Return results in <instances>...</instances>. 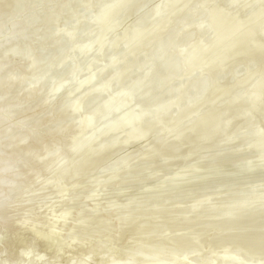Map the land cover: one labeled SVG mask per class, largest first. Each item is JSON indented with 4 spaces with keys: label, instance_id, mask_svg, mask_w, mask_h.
<instances>
[{
    "label": "bare ground",
    "instance_id": "1",
    "mask_svg": "<svg viewBox=\"0 0 264 264\" xmlns=\"http://www.w3.org/2000/svg\"><path fill=\"white\" fill-rule=\"evenodd\" d=\"M28 1L0 0V243L7 242V246L9 243L10 246H14V243L18 241L17 239L19 241L26 239V237H22L23 239L20 240L17 236L15 238V235L27 230L39 238L44 248L49 247L50 250L52 247L51 238L59 236V243L54 251L63 250L65 244L60 230L51 229L45 234L43 230L37 232L31 221L33 219V221H37L35 217L44 216L52 212L51 210L53 212L58 211L59 205L56 207V209L59 208L58 210L53 209L56 203L52 206L47 205L48 198L57 192L56 194L61 193L63 202L68 201L65 198L69 194L66 185L76 186V179L83 175L80 176V170L83 171L86 165L99 162L100 168V161H103L102 158L106 154L109 164L105 166V172L115 173L118 165H130L126 169L131 171L132 176L131 174L126 175L131 176L130 178L134 181L130 185L134 184L136 187L131 189L135 190H131L129 185V187L124 185V188H121L124 177L127 178L125 175L122 183L119 181L122 177L120 179L117 177L119 180H116L115 184L107 183L106 190H100L99 187L102 186L99 184L93 189L88 186L91 190L85 194L81 200L82 203L76 204L75 202L79 200L74 201V197H72V201L70 200L72 203L68 202V205H64L63 209L61 207L60 211L56 212L58 217L60 216L63 220L68 219L70 211L73 209L72 212H75L76 206L78 205L79 208L81 205L79 209L77 208L78 212L76 211L79 220L77 225L82 222L81 227L84 229H74L80 231L79 235L81 232H83L82 235H85V231L88 229L87 225L98 219L95 217V220L92 217L103 213L109 207L110 202L117 200L121 207L117 208L118 210L114 215L110 214L113 215L111 220L115 219L118 222L121 219L126 220L127 222H123L124 228L130 227L131 224L134 226L133 223L138 226V223L134 222L137 221V217H135L137 213V216L142 214L139 218L147 217L149 219L146 213H148L147 215L152 214V217L157 215L158 218V213L163 212L165 215V211H168L166 208H170L172 205L176 206L175 210L180 208L172 217L170 215L171 220L169 221L171 223L169 224L173 230L174 223L184 226L181 229L176 227L178 233L175 234V231L174 235L169 237V243L172 242L175 246H173L174 248L169 247L168 252L166 251L167 255L162 254L163 257L156 258L157 250L153 241L151 246H146L141 252L135 249L140 253L134 252L126 260L116 258L117 260H109L106 264H183L184 262H186L184 264H195L199 257L209 252L203 254L204 251L198 252L197 249L205 248L203 245L210 242L208 239L205 242L207 236L199 234L198 231L204 229V232L208 233L210 228L212 233L221 227L218 226L220 221L219 223L216 222L219 218L214 219L216 213L218 216L221 214L220 220L225 226L222 225L227 227L225 229L222 226V232L218 230L221 233L215 234L216 239H218L216 244L220 246L218 250L222 249L221 251H223L224 247L222 248V246H225L223 244H229L228 241L231 243L235 240L233 242H237L236 244H230L232 249H236L239 244L238 247L245 248V252L256 253L255 256H258L256 260L263 262L264 255L262 254L264 251L261 249L264 247L261 248L259 242L264 240V231L258 230H263L264 227H260L261 223L263 226L264 220L261 222L262 219H256L261 222L257 223L253 219L254 214L264 215V208L261 207L262 202L257 201L258 203L255 205L251 204L252 206L249 205L250 207L246 208L244 205L246 202L241 198L254 199V196L264 194V166L260 165L263 164L264 159V0H34L27 7ZM183 2L186 4L185 11L189 10L186 13L182 10V15L178 9L182 7ZM218 2H222V4L216 7ZM78 16L80 22H75V18ZM164 17H166L164 22L157 25ZM107 19L109 20L107 27L98 29L99 24L104 26L106 23L102 25V22ZM216 23L220 24L217 30L214 27ZM57 26L62 28V33L65 31L62 35L58 34L59 37L56 33L61 28H57L59 31L56 32ZM195 26L196 29H193ZM232 26L233 29H231ZM140 33H143L145 38L139 37L140 41L137 42L138 39H134V37ZM146 42H151L147 48L146 44L148 43ZM74 43H76L77 46L74 45L76 47L73 46ZM191 53L193 54L189 56ZM194 55H199L198 61L205 58L204 62L199 72L187 75L182 71L181 65L185 61L190 62ZM136 66H138V70L134 69ZM74 67L76 69L73 71ZM122 72L125 77L122 76ZM232 73L233 75H231ZM234 79H237V82ZM245 110L247 113H244ZM43 118L45 119L43 120ZM255 121L258 122L260 128L255 129L258 132L256 131L257 133L254 134ZM110 130L114 133L112 131L113 134L109 133ZM173 134H175L174 137H172ZM129 135L130 142L127 152H123L124 154L119 155V157L116 156L118 146ZM229 135H234L236 139L233 141L230 139L231 142L228 143L226 140L230 137ZM140 137L145 139L142 142L143 148V145H138L142 141H139ZM82 138L88 140L91 138V145L83 149L85 145H81V142L80 145L77 144V141L83 143L87 140H81ZM256 141H258V145L255 144ZM192 142L202 144L201 147L204 143L207 149L205 147L201 149L202 151L209 150L208 145L215 147L209 151L210 154L216 147L220 149V146L224 152L222 159L218 161V167L210 168L211 170L209 168L208 170L204 169L199 172V175L194 174L195 177L202 178L203 182L185 184L182 182L191 176L178 179L174 177L170 187L169 185L168 187H164V185L159 187L156 177L152 176L153 182L149 180L146 186L144 185L143 178L146 176H143V172L145 170L152 168V172H156L155 169L160 168L161 165H170L172 162L178 164L187 156H196L195 159L197 160V156L200 158L204 155V152L199 151L200 148L194 149ZM222 142L227 144H221ZM74 143L78 146L76 148H74L75 146L70 147ZM86 143L87 146L89 143L87 141ZM217 143L221 145L214 146ZM124 145L121 147H126ZM79 146H82V149ZM136 146L142 149L139 151L137 148L136 151L138 152H135ZM175 147L178 149V151L175 150L176 153L171 151ZM192 147L193 149H191ZM66 148L67 150L72 148V150L70 152L69 150L65 151ZM166 149L168 153L163 152ZM63 150L69 153L57 158L55 154L58 153L59 156ZM156 151H162L167 156L161 152L162 157L158 153L160 157L155 158V155L152 156L149 153H156ZM193 151L200 153L195 155ZM192 153L193 155H191ZM83 156L84 158L87 156L88 160L85 158L86 161L81 162L84 159ZM53 157L55 158L54 163L52 162ZM244 157L254 158H250L253 163L249 159L250 161H244L243 164L235 165L236 167L229 166L230 164L234 165L238 160H243ZM80 158L81 160H79ZM202 160L204 161V159ZM103 162L105 163V161ZM96 164L95 167H97ZM68 166L70 167L69 170L66 169ZM103 166H101L102 172ZM185 166L188 167L189 163L181 167L185 168ZM91 167L93 168V166H87L85 170L90 169L91 171ZM192 169L190 168V173L194 171ZM94 170L92 171L95 172ZM99 172L96 171V173L91 174L97 177ZM40 173L45 174L44 179H47V182L45 181L47 185L44 190L47 189L49 192L47 191L48 193L45 192L47 193L45 194L44 190L41 192L39 189L35 192L24 193V187L29 185L31 179ZM186 173L188 174V171ZM229 174H232V179L226 180L225 176ZM52 176L56 177L55 181L58 182H55L56 186L49 184L51 180L48 178ZM194 176L192 177L194 178ZM85 177H83L84 181ZM105 177L107 179V175ZM100 178L102 179V177ZM213 178H217V180H212ZM51 179L54 183V178ZM145 179L147 180V178ZM164 179L161 177L160 183ZM81 181L83 182V180ZM117 181L121 183V186L118 185L119 183L116 185ZM195 181L198 182V178ZM86 183L80 185L78 183L77 185H79L78 187L82 185L80 189L85 187L88 189V183ZM155 184L157 185L155 186ZM84 185L86 186L84 187ZM142 185L149 189L146 190ZM43 186L45 185L43 184ZM111 187L117 188L110 189ZM140 187L145 190L134 192L136 189L141 190ZM111 190L115 192H111ZM98 192L101 196H98ZM55 193L54 195H56ZM126 198L128 201L132 198L131 203L122 202ZM197 200L199 201L197 202ZM254 200L256 201V198ZM193 202L201 206L196 205L195 209ZM249 203L250 201L247 202V204ZM90 204L91 207L88 206ZM112 204H116V202ZM118 205L117 207H119ZM191 205H194V208L190 207ZM86 207L90 209L87 210L88 212ZM135 207L141 208L136 209ZM191 208L194 209V212ZM135 209L142 212L148 211L145 214L136 213L134 212ZM151 209L153 210L149 211ZM186 209L193 213L185 214L187 213L185 212ZM49 210L50 212H48ZM208 214L212 215L209 216ZM222 214H225L226 217H223ZM217 215L215 218L218 217ZM85 216L87 219L92 218L93 222L89 219L91 222L88 221L87 224L83 219V217L86 218ZM132 216L133 218H131ZM154 218L151 220L153 221ZM107 220L108 223H112L110 219ZM149 220L146 219L142 222L148 223L151 227L153 225L151 223L154 221L150 220V223ZM251 220L254 222H248ZM128 221L130 225L126 224H129ZM132 221L133 223H131ZM189 221L190 223H188ZM163 222H158L160 223H157L158 226L162 225ZM181 222L184 225L180 224ZM237 222L239 223L237 224ZM146 223L141 224V227L146 226ZM157 224L152 226L154 227L152 228L153 231L158 228ZM166 224L164 222L160 227L164 226V229L173 231L171 226ZM243 225L259 227V229L254 231L255 227H252L253 231L248 234L247 232L250 230ZM160 227L157 231L163 234L161 232L163 228ZM194 227L197 228V232ZM207 228L208 230H206ZM191 229L193 232H187ZM140 230L135 231L138 233ZM153 231L150 234H153L152 236L157 233L156 230ZM194 232L200 237L206 236L203 240L204 244L201 243V248H198L199 240H201L198 237L197 248L191 246L193 247L191 250L188 251V247L185 250L187 241V246H190L197 239ZM14 233L16 234L14 235ZM160 233L156 234L157 237L160 236ZM113 234L111 233V235ZM190 234L192 237L188 236ZM109 235L106 236L107 238L104 237L112 239L107 241V245L104 244L108 247L113 244V237L108 238ZM118 235L120 236V233ZM135 235L134 239H131L133 236L129 239L131 243L133 240H137ZM169 235L172 234L169 233ZM211 235H208V238L213 242L215 238L212 239ZM228 235L230 238L235 237V239L233 237L231 240L227 239ZM122 236L121 240L124 237ZM164 239L166 238L164 237ZM189 239L192 241L191 244ZM216 239L215 242H217ZM219 240L220 242L222 240L228 241H226L227 243L223 242L221 246L222 242L219 243ZM19 241L17 244L15 243L16 246L19 245ZM203 241L201 240V242ZM177 242L178 244L181 243V249ZM212 242L210 243L212 244ZM77 245L80 246L79 243L75 244L76 247ZM177 248L180 249V254H176ZM15 249L11 251L12 256L10 254V257L15 254L14 259L11 258L8 261H6L7 258H4L5 256H2L0 250V264L56 263L50 258L47 260V257L35 255L29 249L20 252ZM181 250H183L182 254ZM224 250L226 251V248ZM212 251L214 253H211L212 255L216 254L215 251L217 252V250ZM221 251L219 250L218 253ZM222 253L225 252H221L220 258H222ZM173 254L177 256L175 258L179 259L171 258V256L174 257ZM230 255L231 257L234 256V254ZM230 255H226L227 259L215 257L218 258V261L220 260V264H234L233 260L229 261ZM251 257L254 256L251 255ZM211 258H209L210 261L206 260L208 258H204L206 262L201 260L202 264H213L217 261L216 259V261L212 260L214 257ZM176 260L177 262H175ZM253 260L255 261V258ZM242 261H238L237 264ZM244 261L243 263H245ZM66 264H89V262L87 258L77 262L70 259ZM246 264L248 263L246 262Z\"/></svg>",
    "mask_w": 264,
    "mask_h": 264
},
{
    "label": "rangeland",
    "instance_id": "2",
    "mask_svg": "<svg viewBox=\"0 0 264 264\" xmlns=\"http://www.w3.org/2000/svg\"><path fill=\"white\" fill-rule=\"evenodd\" d=\"M32 2H34V0H29L28 1V3H27V7L29 6V5H31V3ZM183 5H182V7L183 6H185V7H183V9H182V7H180L179 9H178V12L179 13H181L182 15H183V13H182V10H183V12L185 11V8H186V4H185V2H183L182 3ZM221 4H222V2H218L217 4H216V7H219V6H221ZM175 9V8H174ZM180 10V11H179ZM189 10V9H188ZM188 10L187 11H185L184 13H186V12H188ZM233 13V12H232ZM231 13V14H232ZM181 14H179V15H181ZM75 17H77V16H75ZM166 17H164V18H162L159 22H158V24L157 25H160L161 23H163L164 22V19H165ZM77 19H79V20H77ZM77 20V21H76ZM108 20V19H107ZM107 20H105V21H103L102 22V25L103 24H105L104 26H101V24H99V27H98V29L99 28H105V27H107V23H109V20L107 21ZM75 22H80V17L78 16V18H75ZM219 26H220V24L219 23H216L215 24V28H216V30L219 28ZM233 26H234V24H233ZM233 26H232V28L231 29H233ZM235 26H236V24H235ZM57 28H61V27H56V32H58L57 31ZM193 29H196V26L193 28ZM60 32V33H59ZM58 33H56L57 34V36L59 37L60 35H62V34H64L65 33V31H63V33H62V28L60 29V31H59ZM211 32H212V30H211ZM58 34H60V35H58ZM139 37L140 38H145V36H144V34L143 33H140V34H136V36L134 37V39H138L137 40V42H139L140 40H139ZM146 43H148V42H146ZM151 42H149L148 44H146V48L148 47L147 45H149ZM74 45H76V43H74L73 44V46ZM151 45V44H150ZM77 46V45H76ZM76 46H74V47H76ZM74 47H72V48H74ZM144 48V47H143ZM142 48V49H143ZM145 48V49H146ZM73 50H75V49H73ZM144 50V49H143ZM139 51V50H138ZM194 53V52H193ZM193 53H191L189 56H191ZM199 55H194L193 56V59L190 61V62H184L183 63V65H181V68H182V71L183 72H185V74H187V75H190V74H192V73H197V72H199L200 71V67H201V65L203 64V62H204V56H203V58L204 59H200L199 61L197 60V57H198ZM201 56V57H202ZM188 57V56H187ZM200 57V58H201ZM198 61V62H197ZM1 62V61H0ZM197 62V63H196ZM138 66H136V67H134V69L135 70H138L139 68H137ZM76 68L74 67V69H73V71L75 70ZM72 71V72H73ZM123 73V72H122ZM231 75H233V73L231 74ZM122 76H124L125 77V75H124V73L122 74ZM234 77H235V75H234ZM120 78H121V76H120ZM123 78V77H122ZM236 78V77H235ZM249 77H247V79H248ZM211 79V78H210ZM238 79V78H237ZM237 79H234V81L236 80V82H237ZM250 79V78H249ZM234 82H232V84H233ZM176 84V83H175ZM235 84V83H234ZM182 85V83L180 84V86ZM228 85V84H227ZM16 86V85H15ZM14 86V87H15ZM35 86V85H34ZM36 87V86H35ZM33 88V87H32ZM31 88V89H32ZM206 103V102H205ZM206 105H208L207 103H206ZM119 106V105H118ZM75 112H78V111H75ZM244 113H247V110H245L244 111ZM74 114H76V115H78L77 113H74ZM99 115V114H98ZM97 115V116H98ZM99 117V116H98ZM76 118V117H75ZM45 118H43V120H44ZM259 119H261L260 118V116H259ZM258 122L257 121H255L254 122V125L256 124V126L254 127L253 126V128H254V130L255 129H258V128H260V126H259V124H257ZM258 126V127H257ZM257 127V128H256ZM114 128H116V127H114ZM113 128V129H114ZM112 129V130H113ZM168 129H171V128H168ZM112 130H110L109 131V133H112L113 131ZM254 130H251V131H254ZM112 131V132H111ZM257 130H255L254 131V134L255 133H257L256 132ZM115 132V131H114ZM113 132V133H114ZM108 133V134H109ZM112 133V134H113ZM170 133V132H169ZM251 133V132H250ZM167 134V133H166ZM260 134V133H259ZM111 135V134H110ZM172 135V134H171ZM235 135V134H234ZM234 135H232L233 136V138H232V136L231 135H229L230 137H228V140H226L228 143L229 142H231V141H233V140H235L236 139V137L234 136ZM175 136V134H173V136L172 137H174ZM162 137H164V136H162ZM84 138V137H83ZM81 139V140H85V139H87V138H85V139ZM130 139V135H129V137H125L124 139L125 140H123L122 141V143H123V145L124 144H126V145H124V146H126V147H121V146H123V145H121L120 144V146H118V151L116 150V156H118L119 157V155H122V154H124L123 152H127V149H128V144H129V139ZM142 137H140V140L139 141H141V143L142 142H144L145 141V139L143 140V139H141ZM144 138V137H143ZM146 138V137H145ZM166 138V137H165ZM193 139V138H192ZM191 139V140H192ZM230 139H231V141H230ZM163 140H165V139H163ZM86 141L89 143L87 146H86ZM86 141H84L83 143H82V141H77L78 143V145H80L79 143L81 142V145H85L84 147H83V149H85L86 147H88L89 145H91L90 143L92 142L91 141V138H89V140L87 139ZM91 141V142H90ZM125 141H127V143H125ZM225 141V140H224ZM51 143V142H50ZM141 143H138V145L140 146V145H143V143L141 144ZM193 143V147H195L194 149H199V151L201 152V153H203L204 152V155H202V154H200V155H202V156H200V158L197 156V160L195 159V157L196 156H187V158H184L180 163H174V162H172V164H165L166 165V167H165V165H161V167L159 168H157V169H155V171L157 172H152V168H149V169H147V170H145V171H149V170H151V171H149L148 173L147 172H143V176H146L145 178H147V180L145 179V178H143V180H144V182L143 183H145L144 185L146 186V183H147V181H149L150 180V182H153V177H156L155 179H157L156 181L158 182V186L159 187H161L162 185H164V187H168V185H169V187H170V185L172 184V182H171V180L172 179H174V177H177V179L178 178H180V177H182V178H184L185 176L186 177H190L191 176V178H189L188 180H186V181H184V182H182V183H188V184H191V183H199V182H203V180H202V178H199V177H195L194 176V174L195 175H199V172H202V170H204V169H206V170H208V168H209V170H211L212 168L213 169H215V167H218V161L220 160V159H222V157H223V154H224V152H223V150H221V147L222 146H220V149H219V147H216V149H214L213 150V152L211 151V154H210V150L211 149H213V148H215V147H210L209 145H208V149L209 150H204V151H202L201 149H204L205 147H206V145L203 143V146L201 147V145L202 144H200L199 142V144H197V142H196V144H194V142H192ZM209 143V142H208ZM257 143V145H258V141H256L255 142V144ZM190 144V143H189ZM221 145V144H227L226 142H222L221 144L220 143H217V144H215L214 146H216V145ZM254 144V145H255ZM78 145H75V143H74V145H71L70 147H72L73 148V146H75L74 148H76V146H78ZM253 145V146H254ZM135 147V152H138V151H136V149L138 148L139 149V151L144 147V145L142 146V148L141 147ZM187 146H189V145H187ZM191 146H192V144H191ZM198 146V147H197ZM79 147H81V149H82V146H79ZM120 147V148H119ZM190 147V146H189ZM193 147L191 148V149H193ZM258 147V146H257ZM72 148H70V150H72ZM78 148V147H77ZM178 148H180V147H178ZM137 149V150H138ZM177 148L175 147V149H173V150H171V151H173L174 153H176L175 152V150H176ZM206 149H207V147H206ZM67 150V148L65 149V151ZM68 150H69V148H68ZM67 150V151H68ZM70 150H69V152H70ZM125 150V151H124ZM218 151V152H216V151ZM64 150L62 151V153H60L59 154V156H58V153H56L55 154V156L57 157V158H61L60 157V155H64V154H66V153H69V152H65ZM164 151H166V153H168V150L166 149V150H163V152ZM170 151V152H171ZM176 151H178V149L176 150ZM199 151H193V153L195 152V155H197V153H200ZM215 151V152H214ZM222 153H221V152ZM61 152V151H60ZM65 152V153H64ZM119 152H121L120 154H119ZM162 152V151H161ZM161 152H158V151H156V153L155 152H153V153H151V152H149L150 153V155H155V158L157 157H160L161 155H163L164 154V156L166 155L167 156V154H165V153H161ZM220 152V153H219ZM148 153V154H149ZM158 153H159V155H158ZM161 153V154H160ZM172 153V152H171ZM189 153H191V152H189ZM193 153L191 154V155H193ZM205 153H206V155H205ZM208 153V154H207ZM216 153V154H215ZM217 153H219V154H217ZM214 154V155H213ZM158 155V156H157ZM189 155V154H188ZM221 155V156H220ZM54 156V157H55ZM210 156H212V157H210ZM53 157V159H52V162H53V160L55 159ZM162 157V156H161ZM82 158H84V156L82 157ZM86 159H87V156L85 157ZM84 158V159H85ZM105 158V159H104ZM191 158V159H190ZM193 158V159H192ZM209 158V159H208ZM248 158V159H247ZM247 158H242L243 160H238V161H240V163H237L238 161H236L235 163L234 162H232V163H234V165H229V166H232V167H236L237 166V164H243L244 163V161H246L247 162V160L248 161H250V160H252V159H254V158H252V157H247ZM250 158H252V159H250ZM84 159H82V161L81 162H85L86 161V159L84 160ZM103 161H105V163L103 162V161H100V165L101 166H103V172H102V167L100 166V168H99V162H93L94 164H88V165H86L84 168H83V171L82 170H80L81 171V173H80V176H81V174H83L82 176H81V178H77L76 179V182L78 181V183H79V185L80 184H82V183H88V185H87V187L89 186L91 189H93V188H95V187H97V185L99 184V186H102V187H99L100 188V190H106V187L108 186V184L107 183H109L110 182V184H112V183H114L115 184V181L116 180H119L120 179V177H122L119 181L122 183V179H124V181H123V183H122V186H121V183H119V181H117V183H116V185L118 184L119 186H121V188H124L123 186L125 185V186H131L130 185V183H133L134 181L132 180V178H130L131 176H132V174H131V171H128L126 168H128V166H130V165H127V164H123L124 165V167H123V165L121 164V165H118V167H117V170L115 171V173H111V172H109V173H111V174H109L107 171L105 172V166H107L109 163H108V161L109 160H107L106 159V154L103 156ZM101 159V160H102ZM201 161H200V160ZM202 159H204V161L202 160ZM213 159V160H212ZM250 159V160H249ZM263 159V158H262ZM57 161H58V159H56ZM55 160V162H57ZM79 160H81V158L79 159ZM88 160V159H87ZM107 160V161H106ZM185 160V161H184ZM190 160V161H189ZM96 161H98V160H96ZM193 161V162H192ZM243 161V162H242ZM106 162H107V164H106ZM203 162V163H202ZM210 162H212V163H210ZM213 162H214V164H213ZM54 163V162H53ZM96 163H98V164H96ZM103 163V164H102ZM186 163H187V165H188V163H189V166L188 167H186L185 166V168H182L181 166H184V164L186 165ZM201 163V164H200ZM252 163H253V160H252ZM95 164L97 165V167H95ZM106 164V165H105ZM175 164H176V166H175ZM183 164V165H182ZM196 165V166H195ZM236 165V166H235ZM260 165H262V166H264V159H263V164H260ZM66 166V165H65ZM87 166H93V168L91 169V171L92 170H94L95 168V172H91L90 171V169L88 170V169H86V170H88L89 171V173H88V171H86L85 170V168H87ZM168 166H169V168H168ZM205 166V167H204ZM181 167V168H180ZM207 167V168H206ZM65 168V167H64ZM99 168V170H97ZM120 168V170H118ZM124 168H125V170H124ZM171 168V169H170ZM173 168V169H172ZM187 168V169H186ZM190 168L192 169V170H194L195 171V169H196V171L194 172H192L191 171V173H190ZM211 168V169H210ZM66 169H70V167L68 166V168H66ZM65 169V170H66ZM121 169H123V170H121ZM163 169V170H162ZM168 169V170H167ZM127 170V171H126ZM180 170V171H179ZM184 170H186L185 172H183ZM67 171V170H66ZM66 171H64V172H66ZM96 171H100L99 173V175L96 177V176H94V175H92L93 173H96ZM125 171V172H124ZM177 171H178V173H177ZM188 171V174L186 173ZM86 172V173H85ZM124 172V173H123ZM129 172V173H128ZM162 172V173H161ZM181 172H182V174H181ZM88 173V174H87ZM92 173V174H91ZM120 173V174H119ZM153 173V175H151ZM164 173H165V175H164ZM169 175H168V174ZM184 173H186V174H184ZM197 173V174H196ZM247 173V172H246ZM78 174V173H77ZM114 174V175H113ZM126 174H131V176L129 177V175L127 176ZM178 174V175H177ZM190 174H193V175H190ZM52 175V174H51ZM89 177H88V176ZM92 175V176H91ZM103 175V176H102ZM107 175V179H106V176ZM117 175V176H116ZM123 175V176H122ZM124 175L125 176H127V178L126 177H124ZM149 175V176H148ZM164 175V176H163ZM44 176H45V174L44 173H40V174H37V175H35L32 179H31V183L29 184V185H26L25 187H24V193H31V192H35V191H37V190H39L40 189V191L42 192L43 190H44V187H46V185H47V183H45V181L47 180H45L44 179ZM55 176V175H54ZM54 176H52V177H50V178H48V179H50L51 180V183H49V181H48V183L49 184H53L54 186H56V183L55 182H57V181H55L56 179V177H54ZM79 176V175H78ZM86 176V177H85ZM110 178H109V177ZM153 176V177H152ZM162 178H165L163 181H161L162 183H160V180L159 179H161V177ZM169 176V177H168ZM171 176H172V178H171ZM192 176H194V178L192 177ZM83 177H85V181H84V179H83ZM93 177V178H92ZM100 177H102V179L100 178ZM119 179H118V178ZM124 177V178H123ZM148 177H149V179H148ZM51 178H54L53 179V182L54 183H52V179ZM97 178V179H96ZM105 178V179H104ZM114 178V179H113ZM153 178V179H152ZM167 178V179H166ZM198 178V182H196L195 181V179H197ZM225 178H227L226 180H230V179H232V174H229L228 176H225ZM61 178H59V181H61L60 180ZM96 179V180H95ZM109 179V180H108ZM126 179H127V181H126ZM176 179V178H175ZM220 179V178H219ZM81 180H83V182L81 181ZM89 180H91V181H89ZM103 180H106V181H104L103 182ZM129 180H131L130 182H129ZM142 180V181H143ZM159 180V181H158ZM212 180H217V178H213ZM43 181H44V183H43ZM95 181H97V182H95ZM102 181V182H101ZM47 182V181H46ZM75 182V184H76V186L74 185V187H73V185L71 186H67L66 185V187L68 188L67 190L69 191L68 193L69 194H67L66 196H65V198L68 200V201H62L61 200V193H59V194H56L55 192V194L56 195H54V193L52 194L51 192H50V194H52L50 197H49V195H48V200L50 201H46V203H47V205H49V206H52V205H55V203H56V206H53V209H56V207L58 206L60 209H61V207H62V209H63V206L64 205H68L67 203L69 202H71L72 201V197H74V201L75 200H79L78 202L76 201L75 203L77 204V203H79L80 202V204L82 203L81 202V200H83V197L85 196V194L89 191V190H91L89 187H88V189L85 187L86 185H84V187L85 188H81L80 189V187H82V185L80 186V187H78L79 185H77L78 183H76ZM81 182V183H80ZM95 182V183H94ZM125 182H127V183H125ZM156 182V183H157ZM165 182V183H164ZM58 183V182H57ZM86 183V184H87ZM91 183H92V185L94 186H92L91 185ZM94 183V184H93ZM101 183V184H100ZM154 183H155V181H154ZM153 183V184H154ZM164 183V184H163ZM42 184V185H41ZM43 184L45 185V186H43ZM90 184V185H89ZM105 184V185H104ZM109 184V185H110ZM153 184H151V185H153ZM43 187H41V186ZM59 185V184H58ZM104 185V186H103ZM150 185V184H149ZM149 185H147V186H149ZM157 184H155V186H156ZM128 186V187H129ZM143 186V185H142ZM145 186H143V188H145ZM261 186V185H260ZM41 187V188H40ZM105 187V188H104ZM133 187H136V186H134V184H132V186L131 187H129L130 189L131 188H133ZM154 187V186H153ZM79 188V190H77ZM98 188V189H99ZM114 188H117V187H111L110 189H114ZM126 188V187H125ZM141 188V190H137L136 189V191H134V192H143L145 189L147 190V189H149V188H145L144 190L142 189V187H140ZM150 188H152V187H150ZM69 189H73L72 191L71 190H69ZM77 191H76V190ZM84 189V190H83ZM87 189V190H86ZM109 188H107V190H110ZM46 190V191H45ZM43 192L45 193V192H47L48 190L47 189H45ZM131 190H135V189H131ZM76 191V192H75ZM49 192V191H48ZM47 192V193H48ZM71 192V193H70ZM111 192H115V191H113V190H111ZM146 192V191H145ZM47 193H45V194H47ZM98 194V196H101L100 195V193L98 192L97 193ZM264 194H262V195H256V196H254L253 198L255 199L256 198V201L254 200V199H252V198H250V199H252V200H250V199H247L246 197L245 198H241V199H243V201L244 202H246V204H244V205H246V208H248V206L249 205H255L256 203H261V207L262 208H264V196H263ZM58 196H60V197H58ZM45 198V197H44ZM133 198V197H132ZM132 198L130 199V201H132ZM257 198H258V200H257ZM41 199H43V198H41ZM50 199H52V200H50ZM58 199H60V200H58ZM114 199V198H113ZM261 199H262V201H261ZM57 200V201H56ZM71 200V201H70ZM247 200V201H246ZM254 200V201H253ZM62 203H64V204H62ZM114 201V202H113ZM112 202H110L109 203V201H108V203H109V207H107V211L105 210V211H103V213L101 212V214H98L97 216L95 215L94 217H92L93 219H95V217H96V219H97V221H94V223H90L89 225H87V228L88 229H86V233H85V235L83 234L82 235V233L83 232H81V234L79 235L78 233H80V231H78V230H80V229H84V228H82L81 227V224H82V222H81V224L79 223V225H77L78 224V222L77 221H79L78 220V216L76 215L77 213H76V211H77V208H78V205L75 207L76 208V210H74L75 212H72L73 211V209L70 211V216H68L69 218L68 219H62L60 216V218L58 217V212L60 211V209L59 208H57L56 210H58V211H55V212H53V210H51L52 212H50V210L48 211V212H50V213H47L46 215H44V216H41V217H35V219H37V221H31V222H33V225L32 226H34V227H36L35 229L37 230V232L38 231H42L43 230V233L45 234V232H48L49 230H51V229H53V230H60V232H62L61 233V235H63V241H64V244H65V246H64V249L63 250H59L58 252L57 251H54V248L57 246V244L59 243V239H60V237L59 236H55V237H52L51 239V245H52V247H51V250L53 249V251H51L50 250V248L49 247H47V248H44L42 245H41V243H40V240H39V238L36 236V235H33L32 233H29L27 230H25V231H23V232H21V233H14V235H15V238H20V240L21 239H23L22 237H26V239L28 238V240H26V239H24L23 241L21 240V241H19V239H17L18 241H19V245H15V243L17 244V242H15L14 243V246L13 245H11L10 246V243H9V246H7L8 244H7V242H5L6 243V246H5V243L4 242H1L0 243V250H1V254H2V256L4 257V258H7L6 259V261H8V259L9 260H11V258L12 259H14V255L15 254H13V257H10V254H11V251H13V249H15V246H16V249L15 250H17V251H27L28 249L29 250H31L32 251V253H34L35 255H37V256H42L43 258H48L47 260H54V263L55 264H57V263H59V264H66L67 263V261L68 260H73L74 262H77L78 260L79 261H81L82 259H84V258H87L88 259V262H89V264H106L109 260H113V259H115V260H126V258H128V257H130L134 252L136 253H140L141 251H143V249L146 247V246H148V245H152V243H153V241H154V243H153V245H156V247H155V249L157 250L156 252L157 253H155L156 254V258H158V257H163V255L162 254H166L167 252H168V249H169V247H171V248H174L173 246H175V244H173L172 242L171 243H169V237H172L173 235H174V233H175V231H176V233L175 234H177L178 233V231H177V229H176V227L178 228V229H181V227H184V226H181V225H176V223H174L175 224V226L173 225V227H174V230H173V228H172V226H171V224H169V223H171V221H169V220H171V218H170V215H171V217H172V215H174L178 210H179V208H177V210H175V205H172L170 208L169 207H167L166 208V210H168V211H165V215H163V212H160V214L158 213V218L156 217L157 215H153L154 217H152V214H149V215H147L148 213H146L148 210H146V211H144V212H142V211H138V210H136V209H140L141 207H135L136 209V211H134V212H140V213H146V216H148L149 217V219L151 220V219H153L154 218V222H156V223H154L152 220V222L153 223H151V221L144 215V217H146V218H139V216H141L140 214L137 216V214H135L136 216L135 217H137L136 219H137V221H134L135 223L137 222L138 223V226H135L136 224H134L133 223V221L131 222V223H133V225L135 226H132V224L130 225V219H129V224L128 223H126L127 225H130V227H123L125 224L123 223V222H127L126 220H122L121 219V221L119 220V222L116 220L115 221V219L113 220H111V217L114 215V213L121 207L120 205H118V202H117V200H113ZM124 201H126L127 203H129L130 201H128V198H126V200H123L122 202H124ZM199 200H197V202H198ZM250 201V203L249 204H247V202H249ZM258 201V202H257ZM59 202V203H58ZM116 202V204H112L113 205V207H112V205H111V203H115ZM253 202H254V204H253ZM49 203V204H48ZM52 203V204H51ZM72 203V202H71ZM121 203V202H120ZM119 203V204H120ZM126 203V204H127ZM131 203V202H130ZM121 204H123V203H121ZM193 204L195 205V209H196V205L198 206L199 204H196V202L194 203L193 202ZM263 204V205H262ZM46 205V206H47ZM117 205L119 206V207H117ZM194 205H191L190 207H193L194 208ZM251 205V206H252ZM48 206V207H49ZM71 206V205H70ZM88 206H90L91 207V204L90 205H88ZM110 206H111V208H110ZM115 206V207H114ZM123 206V205H122ZM134 206V205H133ZM199 206H201V205H199ZM55 207V208H54ZM73 207V206H72ZM81 207V205H79V208ZM190 207H189V209H190ZM250 207V206H249ZM50 208H52V207H50ZM78 208V209H79ZM87 208V207H86ZM85 208V209H86ZM106 208V207H105ZM110 210H109V209ZM118 208V209H117ZM173 208V209H172ZM193 208H191L192 209V211L194 210ZM199 208V207H198ZM115 209V210H114ZM200 209V208H199ZM199 209H198V211H199ZM89 211L90 209H86V211ZM153 209H151V210H149V211H152ZM87 211V212H88ZM192 211H187V209H186V211L185 212H187V213H185V214H190ZM57 212V213H56ZM78 212V211H77ZM90 212H92V211H90ZM110 212V213H109ZM133 212V213H134ZM174 212V213H173ZM189 212V213H188ZM194 212V211H193ZM192 212V213H193ZM107 213V214H106ZM132 213V214H133ZM172 213V214H171ZM191 213V214H192ZM110 214H113L112 216L110 215ZM88 215H89V213H88ZM104 215V216H103ZM107 215H110V217H107ZM168 215H169V217H168ZM209 215V214H208ZM210 215H212V214H210ZM209 215V216H210ZM216 215H217V213H216ZM215 215V216H216ZM223 215V217L225 216V214H222ZM255 216H253L252 218L254 219V221L256 222L257 220L256 219H262L261 220V222H263V220H264V215L263 214H260V215H262V216H259V214L257 215V214H254ZM90 216V215H89ZM91 216H92V214H91ZM103 216V217H102ZM134 216V215H133ZM133 216L131 217V218H133ZM150 216H151V218H150ZM160 216H162V217H160ZM209 216H207V217H209ZM215 216H214V219L216 220L217 218H219V220L217 221L216 220V222L217 223H219V221H220V223L218 224V226L220 225L221 227H220V229H218V230H223L222 229V226L224 225L225 226V224H223V222L220 220L221 219V214L218 216V217H216L215 218ZM258 216V217H257ZM86 218H84L83 217V219H85V221H86V223L88 222V221H90L89 219H87V216H85ZM99 217H100V219H99ZM135 217H134V219H135ZM143 217V216H142ZM167 217V218H166ZM226 217V216H225ZM228 217V216H227ZM256 217V218H255ZM110 219V222L112 221V223L110 224V223H108V220L107 219ZM159 220H157V219ZM213 218V217H212ZM211 218V219H212ZM63 221H62V220ZM87 219V220H86ZM95 219V220H96ZM135 219V220H136ZM143 219V220H142ZM146 219L147 220H149V222L151 223V224H153V225H151V227L149 226V224L148 223H146V222H144V223H146L147 225L146 226H149L148 228H146V226L144 225L143 227H145L146 229H141V228H143V227H141V224H144L142 221H146ZM160 219H161V221L163 222H165V223H167L166 225H170L171 226V229L173 230V231H168L169 229H164V226L163 227H160V226H162L163 225V223H162V225H160V226H158V224H160V223H158V222H161L160 221ZM107 220V221H106ZM140 220H142V221H140ZM166 220H168V221H166ZM208 220V219H207ZM66 221V222H65ZM92 222H93V220H91ZM90 221V222H91ZM106 221V222H105ZM191 221V220H190ZM190 221L188 222V223H190ZM252 221L253 220H251V221H248V222H251L252 223ZM253 221V222H254ZM52 222V223H51ZM62 222H64V223H62ZM77 222V223H76ZM99 222V223H98ZM148 222V221H147ZM241 222V221H240ZM243 222V221H242ZM259 221H257V223H258ZM261 222H259V223H261ZM85 223V222H84ZM106 223V224H105ZM108 223V224H107ZM158 223V224H157ZM179 223V222H178ZM239 222H237V224H238ZM38 226H37V225ZM88 224V223H87ZM103 224V226H101ZM105 224V225H104ZM122 224V225H121ZM155 224H157V226H158V228L160 227V228H163L164 230H165V233H164V231H163V229H161L162 231V233L163 234H161L160 233V231H159V233H160V236H158L157 237V235L156 234H159L158 233V231L157 230H159L158 228H156L155 230H156V232L157 233H155L154 234V236H152V235H150L151 234V231H153V229L152 228H154V227H152V226H155ZM180 224H182V225H184L182 222L180 223ZM210 224V223H209ZM213 224H214V222H213ZM223 224V225H222ZM40 225V226H39ZM55 225V226H54ZM77 225V226H76ZM91 225H92V227H91ZM139 225H140V228H138L139 227ZM188 225V224H187ZM190 225V224H189ZM204 225V224H203ZM206 225V224H205ZM208 225V224H207ZM235 225V224H234ZM79 226H80V228H79ZM107 226V227H106ZM178 226H180V227H178ZM191 226V225H190ZM189 226V227H190ZM202 226V225H201ZM215 226V225H214ZM223 226V228H227V227H224ZM227 226V225H226ZM243 226H246V228H248V230H250V231H248V230H246V231H248L247 233L249 234L251 231H253L252 229V227H255V226H249V225H243ZM247 226H249V227H247ZM33 227V228H34ZM91 227V228H90ZM97 229H96V228ZM104 227H106V228H104ZM167 228H168V226H166ZM165 227V228H166ZM199 227H200V225H199ZM205 228H206V226H204ZM208 227V226H207ZM262 227H264V222H263V226H262V223H261V227L260 228H262ZM74 228H78V230L77 231H75V229ZM196 230V232L198 231L197 230V228H198V226H197V228L196 227H194ZM213 228H215V227H213ZM213 228H211V230L213 229ZM217 228V227H216ZM215 228V229H216ZM219 228V227H218ZM245 228V229H246ZM251 228V229H250ZM46 231H45V230ZM62 229H63V231H62ZM109 229V230H108ZM140 230V231H138V233H137V231H135V230ZM148 229V230H147ZM176 229V230H175ZM199 229V228H198ZM201 229V228H200ZM202 229H203V226H202ZM224 229V230H225ZM259 229V227H255L254 228V231L255 230H258ZM92 230H93V232H92ZM116 230V231H115ZM134 230V231H133ZM155 230L153 231V232H155ZM194 230V229H193ZM206 230H208V228L206 229ZM205 230V231H206ZM218 230H212L213 232L211 233L210 232V228H209V230H208V233H206V232H204V229L203 230H200V232L198 231V233L200 234L201 233V235H203V234H205L206 236H207V238H206V236L203 238V236L202 237H200V235L198 234V235H196V232H194L195 233V237L197 238L196 240H194L193 241V245L190 243V242H192L190 239V241H189V243L191 244L190 246H187V242H186V249L185 250H187V247H188V251L189 250H191L193 247H191V246H194V248H197V246L199 245V247L198 248H201L200 247V245H201V243H202V245L204 244V239L206 238V240H205V242L206 241H210V242H212V240L210 239V238H208L209 236L208 235H214L213 237H212V235H211V238L212 239H216L217 238V236L215 237V234H217L218 232H220V231H218ZM66 231V232H65ZM82 231H84V230H82ZM95 231V232H94ZM96 231L98 232L97 234H96ZM121 231H122V233H121ZM167 231V232H166ZM190 231V233H191V231H192V229L191 230H188L187 232H189ZM203 231V232H202ZM258 231H264V228H263V230L261 229H259ZM27 232V233H26ZM88 232H89V234H88ZM102 232V233H101ZM125 232V233H124ZM128 232V233H127ZM171 233L172 235H169V233ZM173 232V233H172ZM193 232V231H192ZM222 232V231H221ZM220 232V233H221ZM30 235H29V234ZM91 233V234H90ZM94 233V234H93ZM106 233H107V235H109L108 236V238L110 237V236H112L113 237V244L112 245H110L109 247L108 246H105V245H107L106 243H107V241L108 240H112V239H106L107 237V235H106ZM109 233V234H108ZM111 233H114L113 235H111ZM120 233V236L118 235ZM135 233H137L136 235H135ZM219 233V234H220ZM264 233V232H263ZM96 234V235H95ZM148 234V235H147ZM208 234V235H207ZM244 234H246V233H244ZM27 235H29V236H27ZM33 237H32V236ZM106 235V236H105ZM121 235H123L122 237V240H121ZM131 235V236H130ZM134 235H135V237H137V238H135V239H137L136 241L135 240H133L132 241V243L130 242L131 240H129L132 236V238L131 239H134ZM139 235V236H138ZM155 235H156V237H155ZM161 235H164V236H162L161 237ZM168 235V236H167ZM247 235V234H246ZM17 236V237H16ZM117 236H119V238H117ZM143 236H145V237H143ZM176 236V235H175ZM178 236V235H177ZM188 236H191V234L190 235H188ZM227 236V235H226ZM225 236V238H227ZM31 237V238H30ZM104 237H106V238H104ZM111 237V238H112ZM116 237V238H115ZM139 237V238H138ZM147 237H148V239H147ZM160 237V238H159ZM164 237L166 238V239H164ZM168 237V238H167ZM192 237V236H191ZM190 237V238H191ZM194 237V238H195ZM198 237L199 238H201V240L203 241V242H201V240H199L198 242H199V244L197 245V240H198ZM233 237V236H232ZM231 237V238H232ZM38 238V239H37ZM115 238V239H114ZM152 240H151V239ZM203 238V239H202ZM231 238L229 237V235H228V238L227 239H230L231 240ZM234 239H235V237H233ZM232 238V239H233ZM240 238H243V237H240ZM116 239H119L118 241L116 240ZM160 239H161V241H160ZM168 239V240H167ZM173 239V238H172ZM172 239H170L171 241H172ZM208 239V240H207ZM214 239V240H215ZM30 240V241H29ZM115 240V241H114ZM140 240V241H139ZM158 242H157V241ZM167 240V241H166ZM186 240H188V239H186ZM192 240H193V238H192ZM213 240V242H212V244L210 243V242H206L207 243V245H206V243H205V245H203V246H205V248H201V250H199V249H197V251L199 252V251H204L203 252V254L205 253V252H208V253H206V254H204V255H202L201 257H199V259H200V261H199V259H197V262L195 263V264H202L203 262L202 261H204V262H206V260L208 261H210V259L209 258H211V256H212V260L213 261H216L218 258H220L221 257V252H225V253H222V258H220V259H224V257L227 259V257H226V255H230V254H234V256L233 257H231V255H230V260L229 261H231V260H233V263L234 264H237V262L238 261H241V260H245L244 262L245 263H243V261L240 263V264H246V262L248 263V264H258V263H264V259H263V262L261 261V262H258V260H256L257 258L256 257H258V256H255V255H257L256 253H254V254H251V253H249V252H245V248L244 249H242V247H238V246H240L239 244L237 245V247H236V249H232V247L230 246V244L231 245H234V244H236V243H234L235 242V240H233L231 243H230V241H228V240H226V241H228V243L229 244H223V240L220 242V240H219V243H221L220 245L222 246V244L223 245H225V246H222V248L224 247V248H226V251L224 250V248H223V251H221L222 249H219L221 252H219L218 253V248H220V246H218L219 244H216V243H218V239H216V241L217 242H215ZM104 241H105V243H104ZM149 241V242H148ZM225 241V242H226ZM263 241L264 240H261L260 242H259V244H260V247L262 248V247H264L263 246ZM152 242V243H151ZM179 242V241H178ZM178 242H177V244H178ZM224 242V243H225ZM79 243V245L80 246H78L77 245V247L75 246V244H78ZM164 243V244H163ZM175 243V242H174ZM185 243V242H184ZM188 243V244H189ZM196 245H195V244ZM227 243V242H226ZM233 243V244H232ZM13 244V243H12ZM24 244V245H23ZM105 244V245H104ZM128 244V245H127ZM138 244V245H137ZM158 244V245H157ZM172 244V245H171ZM179 244H180V246H179ZM178 244V247L181 249V243H179ZM240 244H242V243H240ZM259 244H257L258 246H259ZM262 244V245H261ZM201 245V246H202ZM209 245H211V246H209ZM215 245H217L216 247H214ZM228 247H227V246ZM243 245V244H242ZM13 246V247H12ZM129 246H131L130 248H129ZM158 246H159V248H158ZM177 246V245H176ZM183 246V245H182ZM196 246V247H195ZM207 246H208V248H207ZM79 247V248H78ZM92 247V248H91ZM94 247V248H93ZM140 247V248H139ZM183 247H185V246H183ZM191 247V248H190ZM212 247H214V248H212ZM231 247V248H230ZM13 248V249H12ZM138 248V249H137ZM176 248V247H175ZM209 248H211L212 250H217V252L215 251V255H212V254H214V253H212L213 251L210 249L209 250ZM238 248V249H237ZM98 249H99V251H98ZM138 250V251H140V252H138V251H136V250ZM142 249V250H141ZM178 249V248H177ZM180 249H178V251H177V253L176 254H180ZM184 249V248H183ZM204 249V250H203ZM228 249V250H227ZM260 249V248H259ZM65 250V251H64ZM106 250V251H105ZM131 250V251H130ZM196 250V249H195ZM206 250V251H205ZM264 251V248H262L261 249V251ZM3 251H4V255H3ZM61 251V252H60ZM92 251V252H91ZM94 251V252H93ZM128 251V252H127ZM159 251V252H158ZM167 251V252H166ZM182 252H181V254L183 253V250H181ZM212 251V252H211ZM53 252V253H52ZM174 252H176L175 251V249H174ZM230 252V253H229ZM257 252H259V251H257ZM6 253V254H5ZM212 253V254H211ZM238 253V254H237ZM55 254V255H54ZM56 254H57V256H56ZM60 254V255H59ZM131 254V255H130ZM200 254H202L201 252H200ZM208 254H209V256H208ZM211 254V255H210ZM45 255V256H44ZM167 255V254H166ZM174 255V257L173 256H171V258H175V257H177L175 254H173ZM208 257H207V256ZM223 255H225V256H223ZM236 255V256H235ZM238 255V256H237ZM242 255H243V257H242ZM251 255L252 256H254V257H251ZM262 255H264V254H262ZM11 256H12V254H11ZM54 256V257H53ZM218 257V258H216V257ZM220 256V257H219ZM52 257H53V259H52ZM234 257H236V258H234ZM246 257V258H245ZM50 258V259H49ZM56 260H55V259ZM117 258V259H116ZM206 258H208V259H205ZM238 258V259H237ZM239 258H240V260H239ZM243 258V259H242ZM251 258V259H250ZM255 258V261L253 260V259ZM259 258H261V257H259ZM175 259H179V258H175ZM175 259H173V260H175ZM216 259V260H215ZM234 259H235V261H234ZM236 259H237V262H236ZM59 260V261H58ZM202 260V261H201ZM199 261V262H198ZM218 261V260H217ZM217 261L216 262H213V264H217ZM260 261V260H259ZM9 262H11V261H9ZM175 262H177V260L175 261ZM184 262V261H183ZM220 262V260L218 261V264H220L219 263ZM236 262V263H235ZM178 263H181V262H179L178 261ZM184 263H186V262H184ZM183 263V264H184Z\"/></svg>",
    "mask_w": 264,
    "mask_h": 264
}]
</instances>
